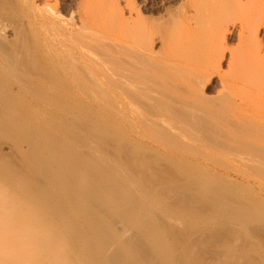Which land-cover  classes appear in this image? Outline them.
Instances as JSON below:
<instances>
[{"label":"bare ground","instance_id":"obj_1","mask_svg":"<svg viewBox=\"0 0 264 264\" xmlns=\"http://www.w3.org/2000/svg\"><path fill=\"white\" fill-rule=\"evenodd\" d=\"M85 7L79 38L33 0H0V264H264V205L241 190L264 188V48L241 18L263 20L264 0H185L159 22L113 0ZM66 83L91 87L72 112L91 131L48 128L40 107ZM117 120L137 139L163 122L149 143L179 177L141 179L144 161L112 154ZM121 131L126 156L148 147Z\"/></svg>","mask_w":264,"mask_h":264},{"label":"rangeland","instance_id":"obj_2","mask_svg":"<svg viewBox=\"0 0 264 264\" xmlns=\"http://www.w3.org/2000/svg\"><path fill=\"white\" fill-rule=\"evenodd\" d=\"M34 1V3L36 4V5H38V6H40V7H44L46 10H48V11H50V12H54V14L56 15V24H57V28L56 29H59L60 30V32L63 30V32L64 31H66V33H69V32H71L72 31V33L73 34H75V35H77V37H81V38H85L86 36H84V34L85 35H87L88 36V34H86V31H83V30H86V27L88 26V24H86V19H89V15H90V11L88 10V8H86L85 6H89V9L90 10H92V7H93V5H96V0H50L49 2H45L44 0H33ZM114 2H115V4L122 10V11H124L123 13L125 14V15H127V13H128V11H131L132 12V14H133V17L135 18V16L137 15V13L138 12H142V14H145V15H142V17H144V18H148V19H150L151 21H156V22H159V21H161L162 19H164V18H166V17H168V15H169V17L171 16H173L172 18L173 19H176V21H178V19L177 18H180L181 19V17L182 16H179L180 15V11H182V9H181V6L182 7H184V2H185V0L183 1V0H113ZM246 0H241V2H245ZM86 2V3H85ZM92 2H93V4H92ZM97 2H98V0H97ZM84 4V5H83ZM85 4H87V5H85ZM92 5V6H91ZM84 6V7H83ZM91 6V7H90ZM79 7H80V9H79ZM95 7V6H94ZM179 7V8H178ZM82 8V9H81ZM84 8V9H83ZM86 8V9H85ZM128 8V9H127ZM83 10V11H82ZM84 10L85 11H87L88 12V14H86L85 12H84ZM177 10V11H176ZM138 11V12H137ZM176 11V12H175ZM238 11H240V10H238ZM238 11H236V13H237V15L238 14H240L241 15V13H238ZM83 14H82V13ZM92 12V11H91ZM109 13V10L108 11H106L104 14V16H106V13ZM242 12V11H241ZM85 13V14H84ZM169 13V14H168ZM188 13H191L190 11L188 12ZM232 13H234V12H232ZM77 14H78V16H77ZM172 14V15H171ZM175 14V15H174ZM243 14V13H242ZM181 15H182V12H181ZM233 15H235V18H232V19H239L240 18V16L238 15L237 17H239V18H237L236 17V14H233ZM233 15H231V16H233ZM251 14H249V15H247V14H244V16H242L241 15V18L242 19H244L246 16H248V18L246 17V19H247V21H246V19H245V22L243 21V23H244V26L245 27H255V26H259V27H261L260 28V33H259V39L260 40H262V46H263V48H264V33H263V30H264V19L262 20V19H260V20H257V19H251V18H253L254 17V15H253V17H249ZM178 16V17H177ZM86 17H88V18H86ZM175 17V18H174ZM234 17V16H233ZM83 18V19H82ZM240 18V19H241ZM79 19H81V20H85V21H81V20H79ZM179 19V20H180ZM231 19V18H230ZM240 19H239V21H240ZM59 21V22H58ZM238 21V20H237ZM59 23V24H58ZM83 24V25H81V24ZM78 24H80V26H78ZM4 25H6V28L5 29H3V31L4 32H6L7 34L9 33V28H10V26L5 22L4 23ZM56 27V26H55ZM63 27V28H62ZM80 27V28H79ZM85 27V28H84ZM263 27V28H262ZM66 29V30H65ZM68 29V30H67ZM78 29V30H77ZM263 29V30H262ZM76 30V31H75ZM74 31H75V33H74ZM78 31H79V34H78ZM82 31V32H81ZM88 31V30H87ZM83 32H84V34H83ZM236 33V32H235ZM81 35V36H80ZM82 35L84 36V37H82ZM232 37V38H231ZM230 38L231 39H228V46L229 47H234L237 43V41H236V37H235V34L234 35H232ZM82 41H83V39H81ZM86 40V39H85ZM84 40V41H85ZM224 69H225V67H223ZM66 85L68 86V84L66 83ZM65 85V86H66ZM86 85V84H85ZM85 85L84 86H81V89H82V91H84V93L86 92V94L84 95V93L81 91V92H79V91H76L77 90V88H80V86L79 87H77L76 89L74 88V91L72 90V89H70V86H66V88L64 87V85H61V86H59V87H57L58 89H56V88H49L48 90H47V92H46V100L48 99V100H50V98H54V100L55 101H52V100H50L51 101V103L50 102H48L46 105H44V107H40V110H42L43 112H44V115H45V117H49L50 116V118H48L47 120L48 121H51V122H49V124L50 125H47V126H49L48 128H50V127H53V126H51L52 124L53 125H56V124H54V122L55 123H58L60 126H59V128L62 130H64V129H66V127L68 128V129H66L67 131H69L70 133L72 132H76L79 128L80 129H82L83 128V130L82 131H84V130H86V131H84L83 133H85V132H87V130H89V129H87L88 128V124L89 123H83L82 125H81V121H77L76 122V115H78V114H76L77 112H76V108L77 109H79V107H77V103L76 102H74V100H77L78 101V99L80 100V99H82L83 97H85L86 95H87V91H88V89H87V91H85L86 90V88H84L85 87ZM87 86V85H86ZM212 86H214V87H212ZM215 87H217L216 85H214V84H211L210 85V90L208 91V95H213L214 93H215V90L216 89H214ZM63 90H62V89ZM87 88H89L90 90H91V87L89 86V84H88V86H87ZM93 88V87H92ZM68 89H70V91H72V92H70V91H67ZM95 89H96V87H95ZM95 89L93 88L92 90H93V92L95 91ZM98 90L100 89V88H97ZM51 90H52V92H51ZM55 90V91H54ZM63 92H62V91ZM79 90V89H78ZM90 90L88 91V94L90 93ZM97 90V91H98ZM96 91V92H97ZM59 92V93H58ZM73 92H75L74 94H73ZM92 91H91V95H94L96 92H94V94H92L93 93ZM58 93V94H57ZM64 93V94H63ZM80 93H83L82 95L80 94ZM99 93L100 94H102V95H99ZM210 93V94H209ZM58 96H57V95ZM61 94V95H60ZM66 94V95H65ZM73 94V95H72ZM78 94V95H77ZM97 94L98 95H94L95 97H99V98H103V92H102V89L100 90V92H97ZM58 97V99L55 97ZM68 95V96H67ZM71 97H70V96ZM48 96V97H47ZM49 96H50V98H49ZM73 96H74V98H73ZM82 96V97H81ZM62 97V98H61ZM80 97V98H79ZM52 98V99H53ZM65 98V99H64ZM71 98H73V99H71ZM77 98V99H76ZM56 99L58 100V101H56ZM60 99V100H59ZM68 99H69V102H68ZM60 101V102H59ZM66 101V102H65ZM71 101V102H70ZM73 101V102H72ZM55 102H57L55 105H54V103ZM62 102V104H59V103H61ZM53 103V104H52ZM65 103V104H64ZM72 104V105H71ZM75 105V107H74V105ZM54 106V107H52V106ZM58 105V106H57ZM65 105V106H64ZM69 105V106H68ZM48 106V107H47ZM59 106H61V107H63V108H61V107H59ZM78 106H79V103H78ZM47 107V108H46ZM50 107V108H49ZM71 109H70V108ZM59 110H57V109ZM66 108V109H65ZM67 108H69V109H67ZM73 108V109H72ZM37 109V110H36ZM45 109V110H44ZM48 109V110H47ZM65 109V110H64ZM35 110L38 112H40V110H38V108H35ZM75 110V111H74ZM41 111V113H43ZM53 111V112H52ZM64 111V112H63ZM65 111H67V112H65ZM71 111V112H70ZM77 111H79V110H77ZM38 112V113H39ZM75 113V114H73V113ZM47 114H49V115H47ZM67 114V115H66ZM72 114V115H71ZM59 116V117H58ZM73 117V118H72ZM58 118V119H57ZM70 118H72V119H70ZM50 119V120H49ZM54 119H55V121H54ZM46 120V121H47ZM53 121V122H52ZM60 121V122H59ZM68 121V122H67ZM117 121H119L120 122V120H117ZM117 121H113V122H111V124H110V126H109V124L105 127V128H107L108 126V128H107V130H109V132L111 131L112 133H114L115 134V136L117 135V139H120L119 141H117V142H119V143H116V144H119V145H115V148H114V145H112L113 147V149H112V154H116V153H114V152H118L117 154L119 155V157H121L122 156V158L124 157V158H128V157H131L132 158V160H133V157H134V162L135 161H144V162H142V164H138L137 165V162H136V164H135V167H133L134 168V170H138V172H140L139 174H141L140 175V177H141V179H148V176H153V174H154V176H155V178L156 179H158V181H162V182H166L165 184H167V181L166 180H168V181H170L169 179H170V177H172L174 174H176L175 173V171L173 170V169H171V168H169L168 166H167V161H165V159H167V157H166V155L164 156H162V154H160V153H158L157 155H156V152L158 151V150H161L162 151V149L163 148H161V147H159V146H157L156 144H154V142H153V144H152V142L151 143H149L150 141H153L152 140V137L154 138V137H156L155 135L153 136V133L154 134H156V133H158L160 130L159 129H161L160 127H159V125L158 124H160V123H163V122H160L159 121V123H157V125H156V123L155 124H146V123H142L141 125L139 124L138 126H136V127H138V131H140V132H142L143 130V134H142V136H140V137H142V140H141V138L139 137V139H137L136 138V136H135V134H133V133H131L129 130H128V124L127 123H125L124 121H121L120 123L119 122H117ZM64 124H62V123ZM75 122V123H74ZM115 122V123H114ZM122 122H124L123 124H122ZM46 123H48V122H46ZM113 123V124H112ZM71 124V125H70ZM74 124H76V126L77 127H79V128H77L76 126H73ZM92 124V123H91ZM116 124V125H115ZM128 126H127V125ZM144 124H146V125H144ZM79 125H81V126H83V125H86L85 126V128L86 129H84V127H82L81 128V126H79ZM94 125V124H93ZM124 125V126H123ZM148 125V126H147ZM156 125V126H155ZM160 125H163V124H160ZM57 126V125H56ZM70 126V127H69ZM72 126V127H71ZM92 125H90L89 127H91ZM116 126V127H115ZM63 127V128H62ZM65 127V128H64ZM75 127V128H74ZM95 127V126H94ZM93 127V128H94ZM103 127V126H102ZM147 129H146V128ZM158 127V128H157ZM162 127V126H161ZM187 127V129H186V131L187 130H192V127H190L191 129H188V127L189 126H186ZM186 127H184V129L186 128ZM55 128H58V126L57 127H55ZM55 128H50V129H52L53 131L55 130V132L54 133H56L57 134V132H56V129ZM58 128V129H59ZM71 128V129H70ZM76 128H77V130H76ZM92 128V127H91ZM104 128V127H103ZM105 128H104V130H105ZM124 128V129H123ZM154 130H153V129ZM156 128H157V132H156ZM72 129H73V131H72ZM74 129L76 130V131H74ZM111 129V130H110ZM116 130V131H113V130ZM125 129H127V131L125 130ZM146 129V130H145ZM104 130H102V131H104ZM121 130H125L124 132V134H126V133H131L129 136H130V138H131V140H133L131 143H133L134 141H136L135 142V144L137 143V141L139 142H141L142 144L144 143H146L145 145H148V147H149V145L151 146V149L150 148H148L147 146V148L149 149V151L148 150H144V149H147V148H143L144 147V144L142 145V144H140V146H143V147H141V148H143L142 150H140V152L138 151V150H136L137 148H134L135 150H134V152H137V154L136 153H133V155L131 154V156L130 155H128V156H126L127 155V153L130 151V143H128L127 142V145H129V146H126V139H125V137H124V139L122 138V136H123V132L121 131ZM150 130H153V131H150ZM81 131V132H82ZM90 131H91V129H90ZM129 131V132H128ZM149 131V132H148ZM68 132V133H69ZM117 132V133H116ZM119 132V133H118ZM121 132V133H120ZM144 132H147V133H145L146 135H147V137H148V134L149 133H152L151 135L149 134V138H151V139H149V138H147L146 137V135L144 134ZM192 132V131H191ZM67 133V132H66ZM91 133V132H90ZM89 133V134H90ZM87 134V133H86ZM88 134V135H89ZM119 134H122V135H119ZM145 135V136H144ZM118 136H119V138H118ZM125 136V135H124ZM151 136V137H150ZM122 138V139H121ZM145 138V140H143ZM136 139V140H135ZM102 140H105V139H102ZM101 139L99 140V142H103V143H105L104 141H102ZM149 140V141H148ZM124 141V142H123ZM144 141V142H143ZM2 142V140L0 141V143ZM103 143H102V146L101 147H103ZM149 143V144H148ZM107 144H109V143H107ZM134 144V143H133ZM104 146H106V144L104 145ZM152 146H154V149L156 148H158V150L156 151H154V149H152L153 147ZM107 147H109V146H107ZM130 149H129V148ZM132 147H133V145H132ZM104 148V147H103ZM117 149V150H116ZM150 150H152V151H154L155 152V154H153L154 152H152V155H150L148 152H150ZM144 151V152H143ZM160 152V151H159ZM125 153V154H124ZM162 153H163V151H162ZM122 154V155H121ZM142 155V156H140V157H138L139 159H141V160H139V159H137V156H139V155ZM147 154V155H146ZM165 154V153H164ZM145 155H146V157H145ZM148 155H149V157H148ZM156 155V156H155ZM160 155V156H159ZM133 156V157H132ZM150 158L151 160H153V161H151L150 159V161L149 160H147V161H145L144 159H146V158ZM158 157H160V159L158 158ZM165 158L164 160H162L163 162L162 163H160V161H161V159L162 158ZM142 158H144V159H142ZM128 159H130V158H128ZM159 159V160H158ZM126 160V159H125ZM129 162V161H128ZM148 162V163H147ZM150 162V163H149ZM151 162H154L153 164L151 163ZM155 162H159V163H156L155 164ZM130 164H131V166H132V163L131 162H129ZM163 163H165V164H163ZM143 164H144V166H143ZM155 164V165H154ZM159 164H162V165H160L159 166ZM140 165V166H139ZM150 165V166H149ZM151 165L153 166V167H155V169L153 168V167H151ZM157 165V166H156ZM134 166V165H133ZM142 166V167H141ZM160 168H159V167ZM165 166H167L168 167V169L165 167ZM139 167H141V168H139ZM151 167V168H150ZM164 167L166 168L165 170H164ZM145 168H147V170H148V174L149 175H147V170L145 169ZM152 168H153V170H152ZM162 168V170H160ZM143 169V170H142ZM151 170V171H150ZM155 170H157V171H155ZM171 170H173L174 171V173L173 172H171ZM143 171H146V172H143ZM158 171H160V174H159V172ZM164 173H163V172ZM169 172V173H167V172ZM150 172H152L151 174H150ZM166 172V173H165ZM171 172V173H170ZM145 173V174H144ZM161 173H163V179H161L162 178V175H161ZM173 173V174H172ZM142 174H144V175H142ZM157 174V175H156ZM166 174H171L170 175V177L168 176V178H167V176H165ZM147 175V176H146ZM143 176V177H142ZM153 176V177H154ZM157 176V177H156ZM179 177V175H174V177ZM146 177V178H145ZM158 177H161L160 179L158 178ZM164 177H165V179H164ZM173 177V178H174ZM234 178L235 180H238V177L237 176H235V175H233L232 173H230L229 174V178ZM172 179V178H171ZM175 180L173 181V182H176V180L177 179H179V178H174ZM234 179H232V180H234ZM142 181H144V180H142ZM172 181H171V183H169L168 182V186L167 187H170L171 185H169V184H172ZM175 184V183H174ZM173 185V184H172ZM252 185V184H251ZM250 185V186H251ZM249 186V187H250ZM166 186L164 187V188H167ZM251 187H252V189H251ZM249 189L246 187V189H245V187H241L240 189L241 190H243V192L246 190L247 191V195L248 196H250V197H253V198H255V199H257V197H258V199L257 200H259V203L262 201V204L264 205V188L262 187V186H258V185H256V184H253L252 186H251ZM162 188V189H161ZM172 188V189H171ZM170 189H171V191H169V192H167V190H170V189H165V193H164V189H163V187L162 186H160L159 188H158V190L160 191V193H162V195H163V198H164V196H165V200H166V202H169L171 199L168 197L169 196V194L171 193V192H173V190H174V188L175 187H171ZM161 189V190H160ZM251 189V190H250ZM248 191H250V192H248ZM254 194H253V193ZM164 193V194H163ZM167 194H168V196H167ZM258 195V196H257ZM255 196V197H254ZM259 198H261V201H260V199ZM172 201V200H171ZM180 220H181V218H180ZM180 220H177V222L178 223H180ZM181 224V223H180ZM254 237H255V235H254ZM253 238V237H252ZM254 240H255V238H253ZM252 239V240H253ZM256 239H258V236H257V238ZM258 241H260L259 239H258Z\"/></svg>","mask_w":264,"mask_h":264}]
</instances>
